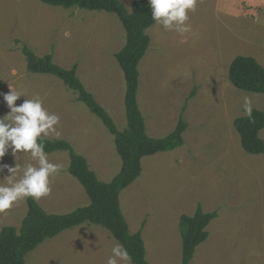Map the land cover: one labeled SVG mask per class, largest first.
Here are the masks:
<instances>
[{
    "label": "rangeland",
    "instance_id": "obj_1",
    "mask_svg": "<svg viewBox=\"0 0 264 264\" xmlns=\"http://www.w3.org/2000/svg\"><path fill=\"white\" fill-rule=\"evenodd\" d=\"M119 1L131 10L133 0ZM189 17L186 34L157 25L148 29L151 44L138 65L137 101L148 134L166 137L183 112L184 144L142 160L141 176L119 196L121 212L131 235L145 222L141 235L149 264H181L180 217L192 216L197 205L217 218L191 264H264V154H246L233 128L249 106L264 111V96L239 91L228 81L237 56L264 67V0H198ZM124 44L125 31L113 14L0 0V93H21L17 105L38 96L60 117V136L42 139L67 141L102 183L121 166L113 136L58 79L28 73L22 48L38 57L51 53L64 69L76 65L85 89L121 131L125 82L114 54ZM7 111L0 95V117ZM259 138L264 142V129ZM47 156L60 171L51 180L50 195L35 200L39 206L65 215L89 205L67 171L68 154ZM29 163L35 161L23 154L14 159L10 152L0 159L8 167ZM7 175L0 173V183H7ZM26 210L21 200L0 214V230L18 228ZM116 243L102 228L83 224L46 239L26 255L25 264H107Z\"/></svg>",
    "mask_w": 264,
    "mask_h": 264
},
{
    "label": "trees",
    "instance_id": "obj_2",
    "mask_svg": "<svg viewBox=\"0 0 264 264\" xmlns=\"http://www.w3.org/2000/svg\"><path fill=\"white\" fill-rule=\"evenodd\" d=\"M42 4L62 9H78L89 12H105L117 17L125 31V44L114 54L125 82L124 110L126 126L119 131L109 114L96 102L77 75V67L64 69L56 64L53 55L38 57L26 46L22 54L26 70L30 74L49 75L58 79L76 95L87 110L98 118L113 136L115 151L120 158L118 173L109 183L100 182L90 170L87 160L78 155L65 140L42 139L46 154H68V173L83 188L89 205L77 208L65 215L46 213L32 198H27L26 214L18 228L5 226L0 230V264H25V257L46 239L54 238L66 230L89 224L105 230L111 238L129 252L132 264H149L140 229L129 234L127 222L121 212L119 196L134 183L142 173V160L160 152L180 148L184 144L183 133L187 124L181 112L175 129L162 138L148 134L145 118L138 101L140 73L138 65L149 50L151 40L147 30L156 25L151 19L148 0H133L131 10L119 0H39ZM228 81L235 89L264 96V67L254 58L235 57L228 68ZM185 109V107H183ZM183 111V110H182ZM241 149L249 155H263L264 142L259 132L264 129V111L254 109L250 114L233 121ZM217 218L216 212L205 213L197 205L192 216H181V264H191L196 248L208 239L207 227Z\"/></svg>",
    "mask_w": 264,
    "mask_h": 264
},
{
    "label": "clouds",
    "instance_id": "obj_3",
    "mask_svg": "<svg viewBox=\"0 0 264 264\" xmlns=\"http://www.w3.org/2000/svg\"><path fill=\"white\" fill-rule=\"evenodd\" d=\"M198 0H148L151 19L163 31L186 34L191 31L188 23L189 13L195 12ZM7 113L0 117V159L11 153L14 159L27 155L35 164L12 167L0 165V173L7 171L6 184L0 183V214L10 210L17 202L32 198L40 200L51 193V180L60 171V165L49 161L44 151L43 137L54 134L59 137L57 126L60 117L50 113L38 97L24 99L19 105L16 101L23 95L15 90L0 93ZM250 105L249 101H246ZM251 113L250 106L247 108ZM107 264H132V257L121 245L111 249Z\"/></svg>",
    "mask_w": 264,
    "mask_h": 264
},
{
    "label": "crops",
    "instance_id": "obj_4",
    "mask_svg": "<svg viewBox=\"0 0 264 264\" xmlns=\"http://www.w3.org/2000/svg\"><path fill=\"white\" fill-rule=\"evenodd\" d=\"M203 10H205V12H206L205 14H207V11H206V10H207V8H205V9H203ZM227 13H228V12H227ZM228 68H229V67H228ZM110 237H111V236H110Z\"/></svg>",
    "mask_w": 264,
    "mask_h": 264
}]
</instances>
